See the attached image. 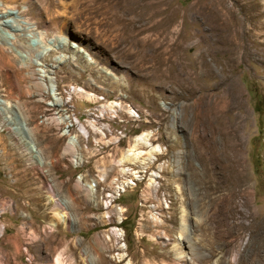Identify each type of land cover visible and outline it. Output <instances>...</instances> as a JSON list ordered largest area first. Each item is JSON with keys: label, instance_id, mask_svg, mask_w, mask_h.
<instances>
[{"label": "rangeland", "instance_id": "rangeland-1", "mask_svg": "<svg viewBox=\"0 0 264 264\" xmlns=\"http://www.w3.org/2000/svg\"><path fill=\"white\" fill-rule=\"evenodd\" d=\"M216 16L245 46L203 53ZM260 20L264 0H0V264H264Z\"/></svg>", "mask_w": 264, "mask_h": 264}, {"label": "bare ground", "instance_id": "bare-ground-1", "mask_svg": "<svg viewBox=\"0 0 264 264\" xmlns=\"http://www.w3.org/2000/svg\"><path fill=\"white\" fill-rule=\"evenodd\" d=\"M9 13H17L15 9H12V8H9L8 11ZM260 14V13H259ZM256 15V14H255ZM258 16V15H257ZM18 19L20 20V27H19V31L20 30H23V29H26V30H29V32L31 34H33V36L35 37L36 39V42H39V41H43V38H44V33L43 32H38L37 31V28L36 26H34L30 21L29 19H27L25 16L23 15H20L18 16ZM241 24V21L239 20H235L233 18H230V19H221L219 16H216V19L213 21V25H212V28L216 31L214 34H211V35H207L206 37L209 39V45L205 47V45L201 46V43L199 45V48L203 50V53H206L207 51L210 52L216 48H223V49H227V50H230V49H233L234 47L238 48V47H242V46H245L243 40H242V36L241 34L239 33V30L236 29L235 27L237 25H240ZM252 25V24H251ZM255 27L257 28H263L264 27V21H261L260 22H257L255 24ZM254 28V27H252ZM255 30V29H254ZM219 31V33H218ZM218 33V34H217ZM223 36L224 37V40H218L216 39L218 36ZM248 35H254L253 33H249ZM56 37L52 38V39H55ZM33 50H38V48L36 49L35 47H31ZM27 53V56L29 55V50H25ZM202 54V52H201ZM203 55V54H202ZM68 117L65 116V117H62L60 119V121H65ZM21 125V124H20ZM70 125V124H69ZM148 134V133H147ZM145 134V135H147ZM150 134V133H149ZM148 136V135H147ZM147 136H144L143 135H140V136H136L134 137L133 139V144L131 145V147L128 149L131 154H126L127 156L128 155H132V156H129L131 159H134V158H137V157H140L141 154L144 155L145 154V151H141L139 150V146L143 143L142 140H144L143 138L147 137ZM78 139L77 138V135H71L69 133V141H68V144H67V147L71 150V147L72 148H77L76 147V144L78 142ZM147 140V139H146ZM149 140V139H148ZM23 141L25 142V144L28 146V149L33 152V155L35 157V159H39V150L36 149L34 147V145H31V137L27 134V133H23ZM144 142H147L144 140ZM152 144V143H151ZM148 144L146 143L145 146H147ZM150 145V144H149ZM148 145V147H149ZM143 146V145H142ZM151 148H149V151L151 152L150 154L152 155L153 153H156L159 152L158 149H154L153 146L151 145ZM159 148V147H158ZM161 148V147H160ZM160 150V149H159ZM162 151V149H161ZM148 152V151H147ZM161 153V152H160ZM74 156V161L75 160H78L79 159V156H80V153H77V154H73ZM125 157V156H124ZM129 157H125V159L128 160ZM142 157V156H141ZM149 157V156H148ZM152 157V156H151ZM154 157V156H153ZM42 158V157H41ZM81 158V157H80ZM156 158V157H155ZM153 159V158H151ZM42 160V159H41ZM80 160V159H79ZM82 160V159H81ZM133 162V160H132ZM154 173V172H153ZM153 175V174H152ZM137 178V177H136ZM154 180V178H153ZM131 184L130 182H126L124 183V185H129ZM243 205H246V203H244ZM262 221L260 219H257V218H254L253 220V224H252V227H253V230H254V233L260 238L262 239L264 237V232H263V225H261ZM185 236H188V230H187V225L185 224V221H184V217H182V223H181V227H180V230H179V234L177 236L178 240H177V243L175 245H178V244H181V240H183V237ZM264 244V243H263ZM182 249H176V255H177V258H184V257H188V255L186 254L185 250L183 249V246L181 247ZM260 251V250H259ZM263 251V250H262ZM262 253V252H261ZM260 254V253H259ZM126 253H119L118 254V258H119V261H123L126 257ZM127 264H132L130 262H128Z\"/></svg>", "mask_w": 264, "mask_h": 264}, {"label": "built area", "instance_id": "built-area-1", "mask_svg": "<svg viewBox=\"0 0 264 264\" xmlns=\"http://www.w3.org/2000/svg\"><path fill=\"white\" fill-rule=\"evenodd\" d=\"M67 132H69V131H67ZM78 151V149L77 148H72L71 147V152H66L65 154H72V156H73V154L75 153V152H77ZM34 160V159H33ZM89 161V160H88ZM131 162V161H130ZM85 163H87V162H83V165L85 164ZM40 165H42L41 163H39ZM74 165V164H73Z\"/></svg>", "mask_w": 264, "mask_h": 264}]
</instances>
